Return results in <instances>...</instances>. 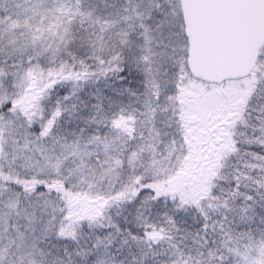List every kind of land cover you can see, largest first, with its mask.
Segmentation results:
<instances>
[{"label":"snow or ice","instance_id":"6c2138e0","mask_svg":"<svg viewBox=\"0 0 264 264\" xmlns=\"http://www.w3.org/2000/svg\"><path fill=\"white\" fill-rule=\"evenodd\" d=\"M0 264H264V0H0Z\"/></svg>","mask_w":264,"mask_h":264}]
</instances>
